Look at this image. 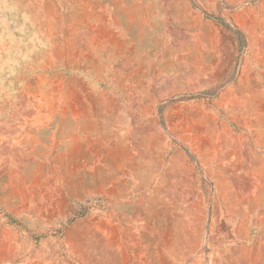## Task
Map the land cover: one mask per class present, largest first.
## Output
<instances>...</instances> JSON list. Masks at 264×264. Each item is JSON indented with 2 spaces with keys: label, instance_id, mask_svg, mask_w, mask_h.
<instances>
[{
  "label": "rangeland",
  "instance_id": "obj_1",
  "mask_svg": "<svg viewBox=\"0 0 264 264\" xmlns=\"http://www.w3.org/2000/svg\"><path fill=\"white\" fill-rule=\"evenodd\" d=\"M0 264H264V0H0Z\"/></svg>",
  "mask_w": 264,
  "mask_h": 264
}]
</instances>
